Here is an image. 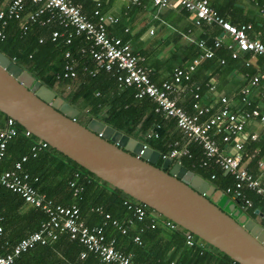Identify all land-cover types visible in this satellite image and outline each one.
Returning a JSON list of instances; mask_svg holds the SVG:
<instances>
[{
  "label": "trees",
  "instance_id": "1",
  "mask_svg": "<svg viewBox=\"0 0 264 264\" xmlns=\"http://www.w3.org/2000/svg\"><path fill=\"white\" fill-rule=\"evenodd\" d=\"M3 1L5 0H0V5ZM54 31L60 34L71 32L63 31L58 24L51 23L46 26L31 25L25 34H21L18 22L8 20L4 31L5 38L0 42V52L84 114L87 123L95 119L159 152L160 158L156 164L159 168L163 162L161 156L174 148L172 140L177 138L169 133L175 126L172 120L167 121L161 114L155 113V104L150 99L136 100L134 89L121 85L114 72L101 69L91 76L84 71V68L94 70L95 65L87 54L82 56L80 53V50L88 45L83 35L73 36L71 44H66L64 37L51 40ZM66 52L70 53L75 62L74 81L61 77ZM67 86H70L68 91ZM247 103L248 106H245L246 110L243 112L255 108L248 100ZM6 119L7 117L0 113V129L5 126ZM165 122H168L170 129L163 128ZM157 126L162 128L156 129ZM14 128L15 135L6 144L0 171L11 170L14 163L26 157V161L22 163L21 174L27 176L28 184L54 205L76 206L82 222L87 227L101 226L105 241H113L116 251L130 254L133 264H237L192 234L193 244L188 246L185 236L187 231L175 224V228L171 229L166 225L170 221L120 190L111 188L49 145L45 149L37 150L33 157L31 148L36 146L39 139L33 135L25 136V130L17 123ZM153 130L157 132H154L156 137L151 136L150 140H145L147 133ZM178 132L179 136L183 137L179 129ZM256 148L259 149V155L249 164L251 169L247 168L254 178L258 174L255 164L258 159L264 157V137L249 146L250 151ZM185 149L188 153L179 158V163L188 173L210 182L222 193L226 188L233 186V178L229 174L225 175L212 161L200 165L204 156L199 145L190 142ZM212 176L214 179H211ZM262 186L264 188V180ZM75 189L80 192L75 194ZM243 193L251 203L246 209L241 208L240 201L225 193L224 195L232 201L235 210H239V216L245 214L253 220L258 218L260 227L264 229L263 197L246 188ZM127 205L140 206L144 210L142 219L137 220L133 210L128 209ZM105 215L109 216V220L105 219ZM46 221L47 215L40 208L26 204L17 193L5 188L0 189L1 254L22 238L39 231ZM112 221H116L118 226H113ZM121 230L125 232L122 233ZM83 252L85 257L80 258ZM13 264L114 263L102 262L96 254L86 251L80 243L71 240L64 232L60 233L56 240L49 239L44 245L38 244L21 253L14 259Z\"/></svg>",
  "mask_w": 264,
  "mask_h": 264
},
{
  "label": "built area",
  "instance_id": "2",
  "mask_svg": "<svg viewBox=\"0 0 264 264\" xmlns=\"http://www.w3.org/2000/svg\"><path fill=\"white\" fill-rule=\"evenodd\" d=\"M29 1L36 6L35 9L24 14L25 3ZM158 8L169 6L171 0H150ZM177 4L194 17V24H213L219 26L223 32L231 39V45L228 49L231 51V58L237 59L241 54L250 53L264 58V43L258 39H250L247 31L251 29L250 25L234 26L225 20L215 9L209 6L207 0H176ZM134 4H139L137 0H132ZM97 21H89L84 16L79 7L72 3V0H10L7 7L0 10V42L4 40V31L8 20H15L19 24L21 34H25L31 25L46 26L51 23L58 24L63 31L71 30L70 33L60 34L54 31L51 34V40L58 37H64L66 44H71L73 36H84L88 45L81 49V55H88L94 62V70L87 71L89 75L94 76L98 70L114 72L117 81L125 86L134 89V98L136 100L150 99L155 104V112L161 114L165 119H171L180 130L183 137L190 143L199 145L203 151L204 160L201 165L212 161L222 171L229 174L234 184L226 188L224 193L232 196L241 202V208L250 207L251 203L245 198L243 189L255 192L264 199V188L261 182L255 179L245 167V163L250 164L257 159L259 149H252L248 153H243L244 145L252 142H259L260 137L257 134H249L245 140H241L247 120L256 119L260 126L264 128V113L257 108L237 115L231 112L226 106L227 100L221 98L222 107L216 112H211L209 107H200L198 105V94L183 87L190 80L191 74L199 63L205 59L212 58V51L204 49V44H198L203 52L193 59L190 65L185 69H176L172 78L159 85L154 84L148 72L143 68L144 58L134 54L128 43L120 38L110 37L107 34L106 27L110 23L117 22L112 17H100L97 12ZM264 38V34L261 35ZM41 43V41H39ZM220 40L214 42L213 47L220 46ZM66 62L63 67L62 79L74 81L76 79L75 62L71 59L69 52L64 54ZM264 81V74L255 76L250 81V86L255 87ZM70 86L66 87L68 91ZM250 89L244 88L241 91L242 101L247 103V95ZM187 96L195 101L192 104L193 113H187L179 103ZM207 116V117H206ZM206 117L205 120L202 118ZM16 122L7 118L5 126L0 129V163L4 158V152L7 142L15 135ZM31 135L25 131V136ZM156 137V135H153ZM220 138L223 144H231L233 153L224 154L222 148L217 142ZM47 143L38 141L36 146L31 148V154L34 157L37 150L45 149ZM185 148L180 149L177 144L167 154L161 156L164 160H175L181 156L187 155ZM26 157L21 158L19 162L14 163L11 170L0 171V189L5 188L21 196L23 201L36 208H40L46 215L47 221L41 225L39 231L31 233L22 238L16 245L6 249L4 254L0 253V264H13V261L21 253H24L36 245H44L47 240H56L60 233H67L71 240L80 243L86 251L96 254L104 263L114 264H133L131 255H125L115 250L113 241L106 242L103 235V228L87 227L80 219L79 210L76 206L69 207L54 205L46 200L43 195H39L27 182V176L21 174L22 163ZM257 169L261 178L264 180V160L256 162ZM77 177V175H75ZM211 179H214L212 176ZM71 186H73L71 184ZM75 194L80 192L75 189ZM126 204V203H125ZM133 215L137 220L144 216V210L140 206L131 207ZM109 220V216L105 215ZM112 225L117 227L116 221ZM174 229V223L166 224ZM120 229V227H118ZM2 229L0 227V234ZM124 233V230H121ZM188 246L193 244L192 235L188 232L186 235ZM137 241V238L135 239ZM85 253H81L80 258H84Z\"/></svg>",
  "mask_w": 264,
  "mask_h": 264
},
{
  "label": "water",
  "instance_id": "3",
  "mask_svg": "<svg viewBox=\"0 0 264 264\" xmlns=\"http://www.w3.org/2000/svg\"><path fill=\"white\" fill-rule=\"evenodd\" d=\"M0 113L111 188L189 232L237 264H264V229L216 206L222 193L176 160L92 119L0 52ZM227 174V173H225ZM257 213V212H256Z\"/></svg>",
  "mask_w": 264,
  "mask_h": 264
},
{
  "label": "crops",
  "instance_id": "4",
  "mask_svg": "<svg viewBox=\"0 0 264 264\" xmlns=\"http://www.w3.org/2000/svg\"><path fill=\"white\" fill-rule=\"evenodd\" d=\"M9 1H3L0 10L6 8ZM137 1L139 4H134L132 0H72V3L80 8L82 14L89 21H97L96 12L100 17L116 19L117 22L107 25V34L127 42L134 54L144 58L142 66L156 85L170 80L176 69H185L190 65L193 59L203 52V49L198 46L202 42L204 49L212 51V58L201 61L191 74L189 82L183 84V87L198 94V105L209 107L211 112H216L222 107L221 98H225L228 109L241 115L246 110L245 106H248L241 99V91L244 88H249L248 102L264 113V81L255 87L250 86L253 77L264 74L263 57L244 53L237 59H232L231 51L228 49L231 39L226 33L219 26L213 24L203 23L196 26L194 17L180 7L176 0H171L169 6L165 8L155 7L150 0ZM207 1L210 7L230 24L237 27L250 25L251 29L247 31L248 37L261 40L264 43V38L261 36L264 34V3H262L264 0ZM35 7L26 1L24 14L33 11ZM217 40H220L221 44L215 48L213 44ZM194 102L191 96H187L179 105L187 113L192 114ZM206 117L202 120H205ZM171 122L175 124L173 120ZM169 127L168 122H165L163 128L170 129ZM160 128L162 127L156 129ZM154 132L157 133L154 130L149 131L145 140H150L151 136L155 135ZM169 133L177 136L172 141L177 144L178 148L183 149L189 143L185 138L179 136L176 125ZM249 134H257L261 139L264 137V128L260 126L258 120H247L241 140H245ZM220 141V138H217L224 154L233 153L231 144H223ZM250 144L244 145L243 153L246 154L250 151ZM176 160L179 162V159L173 161ZM258 160H264V157ZM244 165L249 168V164L245 163ZM255 168L258 173L255 179L262 185L263 178H261L256 164ZM223 196L224 193L217 198L218 201ZM256 221L260 222L258 218L255 219Z\"/></svg>",
  "mask_w": 264,
  "mask_h": 264
},
{
  "label": "rangeland",
  "instance_id": "5",
  "mask_svg": "<svg viewBox=\"0 0 264 264\" xmlns=\"http://www.w3.org/2000/svg\"><path fill=\"white\" fill-rule=\"evenodd\" d=\"M85 115L81 114L77 117L78 121H80L82 124L87 123L86 120L84 122ZM216 206L218 208H221L222 211L228 213L230 216H232L234 219H238V214L236 215V210L232 202L228 201L227 197L224 195L221 200L216 201Z\"/></svg>",
  "mask_w": 264,
  "mask_h": 264
},
{
  "label": "flooded vegetation",
  "instance_id": "6",
  "mask_svg": "<svg viewBox=\"0 0 264 264\" xmlns=\"http://www.w3.org/2000/svg\"><path fill=\"white\" fill-rule=\"evenodd\" d=\"M81 114H82V113H79L78 116H80ZM76 121H77L78 123H80L81 125H83V126H86V125H87V123L82 124L80 121H78V119H76ZM84 122H85V120H84ZM247 216H248V215H247ZM248 218H249V217H248ZM254 221H255V220H254ZM256 223L260 225V222L256 221Z\"/></svg>",
  "mask_w": 264,
  "mask_h": 264
},
{
  "label": "bare ground",
  "instance_id": "7",
  "mask_svg": "<svg viewBox=\"0 0 264 264\" xmlns=\"http://www.w3.org/2000/svg\"><path fill=\"white\" fill-rule=\"evenodd\" d=\"M13 62V61H12Z\"/></svg>",
  "mask_w": 264,
  "mask_h": 264
}]
</instances>
